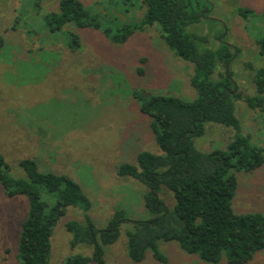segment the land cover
<instances>
[{
	"label": "rangeland",
	"instance_id": "obj_1",
	"mask_svg": "<svg viewBox=\"0 0 264 264\" xmlns=\"http://www.w3.org/2000/svg\"><path fill=\"white\" fill-rule=\"evenodd\" d=\"M33 1L0 0V32L6 42L0 51V152L11 167V175L24 178L20 161L34 159L41 172L70 176L90 198L89 216L99 229L107 227L116 209L125 210L129 220L149 218L143 203L146 188L118 176L119 166L135 163L139 152L159 153L151 120L140 112L131 92L173 93L192 101L197 94L189 83L191 67L164 46L155 27L118 45L102 31L73 26L62 33L39 29V34L30 36L27 31L37 20L29 5ZM80 1L104 26L139 22L145 13L141 0ZM207 1L210 19L189 26L188 31L208 38L209 44H202V48H216L218 37L224 36L227 44L241 49L232 69L240 92L254 96L253 73L247 65L264 66V57L258 54V42L264 37V0ZM42 8L43 13L56 12L58 0H44ZM239 9L252 10L253 14L243 18ZM68 31L81 37L80 51L69 49ZM140 68L145 70L143 75ZM236 114L243 134H250L263 146L262 114L244 101L236 103ZM235 134L232 128L209 123L195 146L202 152L227 150ZM236 174L239 188L234 211L264 214V168ZM160 196L169 208L174 205L170 191L165 189ZM27 212L25 197L10 199L0 188V264H21L18 238ZM74 220L84 223L85 213L70 207L51 238L49 264H66L73 254L92 257V247H72L73 235L65 225ZM131 226L123 225L119 240L106 247L107 264H135L126 246V231ZM159 249L169 264H211L185 253L177 242H160ZM140 264L161 263L149 252ZM218 264L230 263L223 259ZM249 264H264V250Z\"/></svg>",
	"mask_w": 264,
	"mask_h": 264
},
{
	"label": "trees",
	"instance_id": "obj_2",
	"mask_svg": "<svg viewBox=\"0 0 264 264\" xmlns=\"http://www.w3.org/2000/svg\"><path fill=\"white\" fill-rule=\"evenodd\" d=\"M43 1L29 3L36 13L33 18H37L27 31L30 36L39 34V29L62 33L73 26L102 31L118 45L155 27L164 46L191 67L189 83L197 97L189 101L173 93L131 92L140 112L151 120L159 153L139 152L135 163L119 166L118 176L146 188V219L129 220L125 210L116 209L107 227L99 229L89 216L90 198L70 176L41 172L36 160L23 159L19 166L25 177L15 178L0 152V188L10 199L25 197L28 201L18 238L21 264L50 263L51 238L70 207L85 213L84 223L74 220L65 225L73 235L72 247L90 246L93 255L73 254L66 264H107L106 247L119 240L122 226L128 223L132 228L126 231L127 254L135 264L144 262L149 252L161 264H169L159 249L160 242H177L185 253L197 255L206 263L218 264L226 259L230 264H249L264 250V214L234 211L233 200L239 188L236 173L251 174L264 168V144L258 145L250 134H243L236 103L244 101L250 109L258 110L264 126V66L247 65L253 73L256 94L240 92L232 66L242 50L227 44L224 36L218 37L216 48H202V44H209L208 38L188 31L189 26L210 19L207 0H141L143 18L116 28L104 26L80 0H58V11L49 13H43ZM251 14L249 9L238 10L243 18ZM66 34L69 49L80 51L79 34ZM5 44L0 32V51ZM258 45V54L264 57V37ZM138 71L141 75L145 72L143 68ZM209 123L234 129L236 134L227 150L197 149L195 140L205 135ZM165 189L173 194L171 208L160 196Z\"/></svg>",
	"mask_w": 264,
	"mask_h": 264
}]
</instances>
